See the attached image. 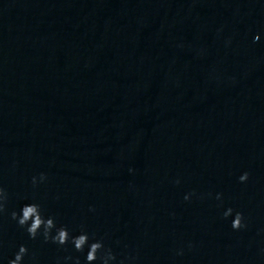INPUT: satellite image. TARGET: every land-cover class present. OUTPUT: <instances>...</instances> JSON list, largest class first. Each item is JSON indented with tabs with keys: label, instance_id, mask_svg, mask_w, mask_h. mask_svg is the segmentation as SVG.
I'll list each match as a JSON object with an SVG mask.
<instances>
[{
	"label": "water",
	"instance_id": "water-1",
	"mask_svg": "<svg viewBox=\"0 0 264 264\" xmlns=\"http://www.w3.org/2000/svg\"><path fill=\"white\" fill-rule=\"evenodd\" d=\"M0 187V264H264V0H0Z\"/></svg>",
	"mask_w": 264,
	"mask_h": 264
},
{
	"label": "clouds",
	"instance_id": "clouds-1",
	"mask_svg": "<svg viewBox=\"0 0 264 264\" xmlns=\"http://www.w3.org/2000/svg\"><path fill=\"white\" fill-rule=\"evenodd\" d=\"M256 39H259V37L257 36ZM248 176L249 174L245 172L239 177V180L241 182H245L247 181ZM41 179H45L43 174H41ZM33 183H35V178H33ZM220 198V194H217V199ZM6 199V192L2 187H0V212H3L5 210L4 201H6ZM185 199L187 200L189 199V197L185 196ZM232 213L233 209L228 208L223 213V215L225 218H227L228 216L232 215ZM11 217L13 220L17 221L20 227H26V231L32 239H36L38 235L42 234L45 241L51 240L53 243L61 246L67 244L71 239V243L77 252H83L85 246L87 245L88 251L86 254V264H93V262L97 261L98 259L101 261V264H109V261H114L116 259V256L113 254L111 249H104V245L101 241L89 243V235L86 232H82L78 236L70 237L69 231L66 227L57 228L56 223L52 217L46 218L42 214L39 204H25L20 209L19 213L13 211L11 213ZM243 220V214L240 212H236L231 227L234 230H239L245 227L246 225L243 223ZM53 229H56L55 235L52 234ZM27 252L28 249L25 246L21 245L18 252L15 254L14 259L9 261V264H22L23 258L27 254ZM98 253H100L99 256ZM67 259L72 258L68 257ZM75 264H80L79 258L75 259Z\"/></svg>",
	"mask_w": 264,
	"mask_h": 264
}]
</instances>
